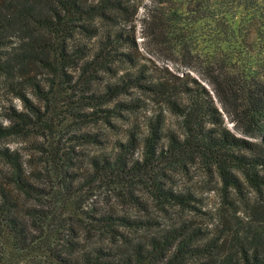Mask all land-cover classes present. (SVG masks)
<instances>
[{
    "label": "trees",
    "instance_id": "obj_1",
    "mask_svg": "<svg viewBox=\"0 0 264 264\" xmlns=\"http://www.w3.org/2000/svg\"><path fill=\"white\" fill-rule=\"evenodd\" d=\"M135 7L0 0V87L19 101L1 115L0 140L37 152L27 168L0 146V240L44 251L47 264H264V0H150L143 49L180 74L137 49ZM63 85L79 93L67 113L103 127L72 134L103 147L81 171L70 147L45 142L51 95ZM106 130L121 131L109 149ZM193 165L217 182L213 235L193 224L196 195L173 179ZM97 179L112 199L67 224L55 213L61 198Z\"/></svg>",
    "mask_w": 264,
    "mask_h": 264
},
{
    "label": "rangeland",
    "instance_id": "obj_2",
    "mask_svg": "<svg viewBox=\"0 0 264 264\" xmlns=\"http://www.w3.org/2000/svg\"><path fill=\"white\" fill-rule=\"evenodd\" d=\"M136 3L135 11L132 17L131 25L133 26L134 38L136 41L137 49L143 54V56L150 59L151 62L155 63L158 67L165 66L167 71L175 74H180L181 68H176V66L170 62H165L159 59H155L152 55L145 52L144 43L141 37V18L145 14V7L149 4L150 0H134ZM150 65V62L145 61ZM164 72V71H162ZM165 73V72H164ZM191 75H195L190 72ZM67 85L60 86L58 91L54 93L51 98V106L53 110L51 111V134L46 138V143L51 145V149L56 147L64 146L70 147L69 151L73 156H75V162L78 164L79 171L80 169H84L86 167V159L90 154L96 153L98 150L103 149L102 146L96 144H77L72 134L78 131V129L89 130L92 132L97 131L98 129H103V127L97 124H89V123H80V121L76 118V116L69 115L67 113V109L70 107H74L77 105L76 95L78 92L69 91L66 89ZM206 88H209L206 85ZM212 99L220 110L219 104L217 103L213 94ZM10 104H15L19 106V101L16 98H13L8 93H5L3 89L0 87V118L1 115L6 111V108ZM78 111H89L88 108H78ZM222 123L225 125L231 132L236 135H240L233 127L232 122L229 121L228 117L221 113ZM116 124L118 126L124 125L119 120H116ZM107 131V130H106ZM107 143L105 145V149H109L111 145V141L114 136L121 135V131H107ZM7 146L10 149H16L24 159L25 166L27 168L32 167L34 165L35 157L37 156V152L32 150L27 141L20 140L15 137H6L0 140V146ZM139 153V149H137L134 153L136 156ZM4 170V166L0 163V172ZM53 179V178H52ZM174 182L178 185H183L184 187L189 188L196 195V200L194 205H196L197 210L194 214H190L192 217L193 224L195 225H204L203 227L207 228V233L213 235V231L211 230L210 225V216L215 211L216 208L219 207L220 199L218 196V192L215 189L217 186V182L214 177L206 175L203 170L197 166H191L187 172L182 173L179 172L173 177ZM80 181H84V179L79 178ZM56 181V179H53ZM81 185V184H79ZM82 189L78 191L77 194L66 198L57 193L56 197L64 200V204L62 208L56 209L55 213L65 219L67 224H71L72 221L78 219L81 216V211L90 210L89 208L99 209L104 206L109 200L112 199L109 197L110 194V185L103 179H97L92 182L86 183ZM62 203L61 201L57 202V205ZM81 206V210L78 208ZM72 212L75 213V217L70 219ZM214 216V215H213ZM52 227H56L60 229L61 224L53 222ZM206 225V226H205ZM48 228L51 229V223H48ZM47 229V228H46ZM0 251L3 254L2 261L0 264H47L48 258L45 257L44 251L40 249H36L35 251H21L15 250L10 241H1L0 240Z\"/></svg>",
    "mask_w": 264,
    "mask_h": 264
}]
</instances>
